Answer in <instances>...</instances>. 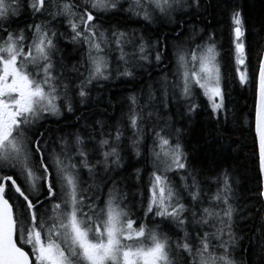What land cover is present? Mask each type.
Segmentation results:
<instances>
[{
	"label": "snow or ice",
	"instance_id": "6c2138e0",
	"mask_svg": "<svg viewBox=\"0 0 264 264\" xmlns=\"http://www.w3.org/2000/svg\"><path fill=\"white\" fill-rule=\"evenodd\" d=\"M210 7L205 0H0V264H264V206L237 212L227 167L228 149L247 147L236 143L246 130L264 200V19L249 45L243 4L231 5L235 76L225 83L215 31L197 23ZM118 19L140 27L112 23ZM67 45L80 55L71 68ZM145 77L147 91H129L118 119L112 99L123 93L107 102L92 96L117 83L135 89ZM232 80L254 83L243 123L229 106ZM200 96L223 161L214 175L165 115L179 100L181 119L192 116ZM93 100L100 111L89 123L76 105Z\"/></svg>",
	"mask_w": 264,
	"mask_h": 264
},
{
	"label": "trees",
	"instance_id": "16d2710c",
	"mask_svg": "<svg viewBox=\"0 0 264 264\" xmlns=\"http://www.w3.org/2000/svg\"><path fill=\"white\" fill-rule=\"evenodd\" d=\"M233 3H242L244 18L246 21V42L251 45L255 39H257L256 33L258 29H261V22L264 19V0H205V4H210L208 12L202 13L206 19L202 21H197L201 27H205L206 31H215V40L217 43V48L220 53V63L223 68V73L225 77V83H228L231 77L235 76V65H234V50L231 43V21L229 19V9ZM210 21V23H209ZM113 24L119 23L122 27L139 28L140 25L135 22H127L124 19L114 20ZM146 35H148L146 33ZM260 37H264V30L260 31ZM264 44V40H262ZM61 45H64V41H61ZM66 60L65 63L69 68L71 65L76 63L80 59L78 52H72V45H67V51L65 53ZM171 55V52H169ZM114 59V58H113ZM253 60L255 57L253 56ZM165 63H168L166 60ZM172 68L169 66L167 72L169 73V79H171ZM163 73H154L153 79H158ZM253 75L255 71L253 70ZM234 86V87H233ZM158 87V86H157ZM141 88L147 91V77H145L144 84H138L135 89L124 88L122 85L117 83V87L113 88L112 85H109L106 89H93L92 96L95 98L98 94H102L103 102H107L109 95L112 92H121L122 96H115L112 99V103L116 104L115 117L118 119L121 115L120 112V103L123 102L124 97L127 96L129 91H135L138 95H141ZM229 90L231 91V99L229 101V106L234 107L239 112L240 121L243 123L244 117L249 114L250 107L254 103V83L252 88H241L239 86L238 80H232L229 85ZM199 92V89H197ZM143 100V96H142ZM200 107L196 110V113L190 117H184L181 119V115L184 112V102L176 101L172 104L170 110L165 114L169 118V122L174 127H180L183 129V143L186 147V150L190 153H195L200 158L198 163L199 167H203L206 172L215 174V172L223 165V161L217 155H215L216 144L213 140L215 137V121L211 117V110L208 107L207 100L203 96H200ZM171 101V97H170ZM79 109L76 112V115L81 114L88 120L89 123L94 122L98 118V113L100 111V106L96 104L95 100L90 103L89 107H81L79 104L76 105ZM111 111V108H109ZM67 115V113H65ZM70 123H75V117H72ZM115 123V120L112 121ZM221 124H223V116H221ZM53 133L60 135L61 133L57 131L56 125H51ZM74 129H67V131H73ZM227 131H233L231 123L227 126ZM239 134V133H237ZM235 139V137H233ZM150 143V141H149ZM236 143L247 145V147H242L238 152L232 153L231 149H228V152L231 153L228 161L227 167L233 172L232 183L234 186L235 193V205L237 207V212L244 216L249 215V210L255 214V208L264 206V200H261L258 197L259 181L257 173L252 170V164L250 163V148H251V139L248 137L247 132L242 135L240 140H237ZM235 147V145H233ZM130 150L128 151V156L126 160L130 157ZM145 155L147 153L145 152ZM134 162V159H133ZM137 167H145V163L142 162L138 164ZM132 168H128L124 175L127 176L129 173L133 172ZM151 171V166L148 165L146 170L143 173V178L145 184L148 180L149 172ZM119 179V177H117ZM178 179V178H177ZM130 185H135L136 180L133 177L129 181ZM135 187L131 188V191H135ZM107 189H105V192ZM212 191H215V185L212 186ZM261 214H264L262 212ZM142 213L140 216L142 217ZM245 223L246 229L251 227V220H248Z\"/></svg>",
	"mask_w": 264,
	"mask_h": 264
},
{
	"label": "flooded vegetation",
	"instance_id": "af4514ba",
	"mask_svg": "<svg viewBox=\"0 0 264 264\" xmlns=\"http://www.w3.org/2000/svg\"><path fill=\"white\" fill-rule=\"evenodd\" d=\"M58 27H60V28H61V30H63V25H58Z\"/></svg>",
	"mask_w": 264,
	"mask_h": 264
},
{
	"label": "rangeland",
	"instance_id": "374dc122",
	"mask_svg": "<svg viewBox=\"0 0 264 264\" xmlns=\"http://www.w3.org/2000/svg\"><path fill=\"white\" fill-rule=\"evenodd\" d=\"M126 6V5H125Z\"/></svg>",
	"mask_w": 264,
	"mask_h": 264
}]
</instances>
